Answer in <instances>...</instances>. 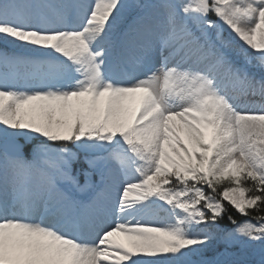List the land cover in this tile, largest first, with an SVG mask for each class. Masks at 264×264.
<instances>
[{
	"label": "snow or ice",
	"instance_id": "obj_1",
	"mask_svg": "<svg viewBox=\"0 0 264 264\" xmlns=\"http://www.w3.org/2000/svg\"><path fill=\"white\" fill-rule=\"evenodd\" d=\"M217 234L241 251L198 264H264V0H0V264H197Z\"/></svg>",
	"mask_w": 264,
	"mask_h": 264
},
{
	"label": "trees",
	"instance_id": "obj_2",
	"mask_svg": "<svg viewBox=\"0 0 264 264\" xmlns=\"http://www.w3.org/2000/svg\"><path fill=\"white\" fill-rule=\"evenodd\" d=\"M229 211H230V214L231 215H233L238 221H242L243 219H244V217H242V216H240L235 210H233V209H229ZM221 227H225V229H228V227L230 228V229H232L234 226L233 225H231L229 222H228V220H227V217H225V219L223 220V221H221ZM237 245H233V247H236ZM232 247V248H233ZM241 251V246H239L237 249H236V253H239ZM200 254H197V255H193V256H199ZM248 255H249V257L250 258H253L252 256H251V250H248Z\"/></svg>",
	"mask_w": 264,
	"mask_h": 264
},
{
	"label": "rangeland",
	"instance_id": "obj_3",
	"mask_svg": "<svg viewBox=\"0 0 264 264\" xmlns=\"http://www.w3.org/2000/svg\"><path fill=\"white\" fill-rule=\"evenodd\" d=\"M238 47V46H237ZM251 101H248L247 98H239V101H237L238 104H240L241 106H245V105H249ZM258 106V104H257ZM37 219L39 218V215L37 214ZM166 264H171V262H166Z\"/></svg>",
	"mask_w": 264,
	"mask_h": 264
}]
</instances>
